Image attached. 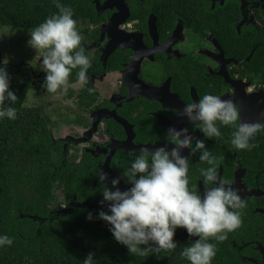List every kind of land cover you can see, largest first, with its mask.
<instances>
[{"label":"flooded vegetation","instance_id":"1","mask_svg":"<svg viewBox=\"0 0 264 264\" xmlns=\"http://www.w3.org/2000/svg\"><path fill=\"white\" fill-rule=\"evenodd\" d=\"M91 3L98 17L77 22L81 46L92 62L89 85L80 86L73 70L67 92H46L39 62L36 67L13 65L42 102L39 106L56 145L54 159L59 163L52 165L54 170L69 163L78 180L71 198L61 189L55 191V196L63 194V202L56 197L51 206L57 215L90 204L97 217L100 210L107 212L109 202L100 203L103 186L114 191L111 179L130 166L141 148L166 143L170 126L188 127L194 138H203L199 122H186L174 110L182 112L187 102L205 93L232 100L242 122L264 123V0ZM43 92L46 100L40 97ZM220 129L224 139L207 140L206 146L222 158L218 173L241 190L246 207L241 210V226L217 244L214 258L219 264H264V132L254 137L257 147L238 152L230 144L232 129ZM201 167L207 165L198 154L190 158L189 188L197 191L205 187ZM100 170L107 174L103 184L96 175ZM126 179L117 185L121 191L131 187ZM99 222L108 228L107 222ZM174 240V252H161L170 255L172 264H185L179 252L191 243L186 230L177 229Z\"/></svg>","mask_w":264,"mask_h":264},{"label":"clouds","instance_id":"2","mask_svg":"<svg viewBox=\"0 0 264 264\" xmlns=\"http://www.w3.org/2000/svg\"><path fill=\"white\" fill-rule=\"evenodd\" d=\"M50 3L58 11L31 30L28 40L29 46L38 54L39 69L45 73L42 87L50 93L67 92L73 70H77L76 82L82 87L87 86L91 80L92 62L81 46L83 37L73 18L74 11L62 0H50ZM14 32L4 29L0 36ZM8 62V57L0 61V120L17 118V110L12 105L18 97L10 89ZM87 90L93 91L90 87ZM174 111L185 116L186 122H199L198 130L203 133V138H194V132L188 127L170 126L166 143L152 149L143 147L138 154H133L130 166L119 177L111 179L115 190L103 186L100 203L109 202L108 211L100 210L98 218L107 222L118 243L126 246L130 254L138 256L162 250L174 252L178 247L174 240L176 231L185 229L191 243L181 249L180 257L190 264H211L217 244L241 226V210L246 207V201L240 195L241 190L232 187V181L220 177L218 166L222 158L214 155L206 142L224 139L222 125L232 129L230 144L236 151H251L257 147L256 134L264 132V123L242 122L232 100L209 93L198 101L187 102L182 112ZM197 154L199 161L207 165L198 169L205 185L203 191H197L194 186L189 188V161ZM96 175L103 184L107 174L100 170ZM125 177L131 187L121 191L117 185ZM87 219H93L92 212L88 213ZM212 240L216 243L210 242ZM12 244V238L0 234V248ZM95 258V253L89 252L82 264H95Z\"/></svg>","mask_w":264,"mask_h":264},{"label":"trees","instance_id":"3","mask_svg":"<svg viewBox=\"0 0 264 264\" xmlns=\"http://www.w3.org/2000/svg\"><path fill=\"white\" fill-rule=\"evenodd\" d=\"M62 3L73 9L77 22L98 17L91 0ZM57 11L50 0H0V25L31 31ZM15 70L7 64L10 80L18 75ZM10 89L18 97L12 105L17 118L0 120V234H7L13 244L0 248V264H82L89 252L95 253V264H172L170 255L161 251L130 254L114 239L109 225L99 222L93 208L52 213L55 191L61 189L71 198L78 180L69 163L54 170L52 165L59 162L54 159L50 123L40 108L25 105L30 87L26 82L10 83ZM219 262L213 258L211 264Z\"/></svg>","mask_w":264,"mask_h":264},{"label":"rangeland","instance_id":"4","mask_svg":"<svg viewBox=\"0 0 264 264\" xmlns=\"http://www.w3.org/2000/svg\"><path fill=\"white\" fill-rule=\"evenodd\" d=\"M4 29L15 30L0 25V31H3ZM29 38H30V31L28 30H15L14 34H4L3 36H0V53L2 60L5 57H8L9 59L8 64L11 65L29 64L30 66L33 65L34 67H36L38 63L37 60L38 54L36 55V50L29 46L28 44ZM10 83L12 84L22 83L21 76L19 75L12 76ZM57 93H59V91ZM40 97L41 99H45V100L47 98L44 92L40 94ZM35 98H38L37 93L33 90H29L26 97L25 105L28 107L36 106V108H40L39 105L42 102L36 100ZM55 105L56 104L54 102L51 103L52 107H55ZM39 111L41 113V108ZM56 197H57V201H61L63 199V194L58 193Z\"/></svg>","mask_w":264,"mask_h":264},{"label":"water","instance_id":"5","mask_svg":"<svg viewBox=\"0 0 264 264\" xmlns=\"http://www.w3.org/2000/svg\"><path fill=\"white\" fill-rule=\"evenodd\" d=\"M89 203L87 202V203H82V204H79V205H77V206H82V207H85V206H87ZM105 205H102V207H104ZM89 207L90 208H93V207H95L94 205H89ZM36 218V217H35Z\"/></svg>","mask_w":264,"mask_h":264}]
</instances>
